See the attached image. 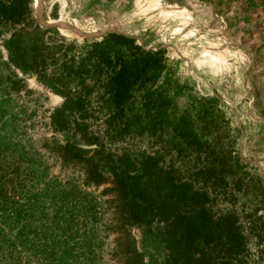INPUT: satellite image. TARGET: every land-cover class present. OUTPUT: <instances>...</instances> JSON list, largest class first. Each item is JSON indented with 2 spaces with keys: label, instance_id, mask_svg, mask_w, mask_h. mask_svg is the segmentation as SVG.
I'll return each instance as SVG.
<instances>
[{
  "label": "trees",
  "instance_id": "trees-1",
  "mask_svg": "<svg viewBox=\"0 0 264 264\" xmlns=\"http://www.w3.org/2000/svg\"><path fill=\"white\" fill-rule=\"evenodd\" d=\"M0 20L20 26L12 35V64L38 71L65 96L51 116L56 130L70 132L59 147L62 157L87 166L85 186L103 183L107 171L118 192L98 200L72 180L51 185L43 161L41 172L38 165L23 166L24 157L0 154V264H79L82 250L92 251L109 228L118 232L114 252L142 264L128 227L156 220L165 223L167 264H264V215L237 205L238 193H249L241 173L247 164L233 155L231 120L219 98H201L197 117L186 110L165 125L158 114L171 101L145 95L150 119L142 131L156 132L162 149L138 153L126 140L141 123L138 97L167 69L166 49L148 51L113 32L74 44L41 27L34 0L0 1ZM8 80L23 89L17 73ZM222 125L227 133L211 140ZM255 182L264 192V182Z\"/></svg>",
  "mask_w": 264,
  "mask_h": 264
},
{
  "label": "rangeland",
  "instance_id": "rangeland-1",
  "mask_svg": "<svg viewBox=\"0 0 264 264\" xmlns=\"http://www.w3.org/2000/svg\"><path fill=\"white\" fill-rule=\"evenodd\" d=\"M44 1L50 22L61 20L91 32L117 26L128 34L142 37L145 45L153 48L151 51H157L154 48L157 46L174 45L162 48L167 50L169 58L167 69L160 73L148 93L138 97L135 113L140 116L141 123L137 126V134L126 140L135 145L138 153L162 149L154 142L156 132L151 136L147 130L142 131L150 119L145 95L163 94L171 101L158 114L165 125L174 123L186 110L197 117L196 109L201 106V98H219L231 120L232 139L236 142L233 155H239L247 164L241 173L249 193H238L237 205L239 208L242 205L255 207L264 215V192L259 190L260 183L255 182L259 179L264 182L260 167L242 159H257L264 170V0ZM19 28L0 20V154L24 157L23 166L38 165L41 172L45 165L48 172L45 182L51 185L72 180L98 200L106 199L108 195L116 197L118 192L109 172H104L105 180L100 185L91 183L85 186L87 166L62 157L59 147L68 141L70 132L56 130L51 116L63 106L65 96L54 90L38 71H24L12 64L10 45L12 35ZM47 30L56 31L67 41L78 45L86 40H101L108 34L99 39H88L66 35L58 28ZM15 73L23 78V89L15 90L8 80ZM237 115L240 116L241 127ZM197 126H201L198 121ZM223 133H227L224 125L208 137L212 140ZM173 155L175 158V151ZM113 209L111 206L107 214L109 218L114 217ZM112 221L116 223V220ZM108 224L109 220L104 227ZM109 229L99 233L92 251L89 248L82 250L85 254L77 259L79 264H85L82 262L84 256L89 259L86 264H128L125 254L114 252L118 232L115 234ZM128 231L142 257V264H167L169 250L163 221L132 225ZM124 243L123 238L121 247ZM252 252H256L254 248ZM96 257L99 258L94 263L92 260Z\"/></svg>",
  "mask_w": 264,
  "mask_h": 264
},
{
  "label": "water",
  "instance_id": "water-1",
  "mask_svg": "<svg viewBox=\"0 0 264 264\" xmlns=\"http://www.w3.org/2000/svg\"><path fill=\"white\" fill-rule=\"evenodd\" d=\"M34 1H35L36 15H37L38 21H39L40 25L46 29L58 28V29L77 30L80 33H82L84 38H88V39H99V38L104 37L107 33L113 32V33H117V34H122V35L127 36V37L136 38L137 40L140 41V43L142 44V47L145 50L151 51L153 49V48H150V47L145 45L144 39L142 37L128 34L124 31L120 30L117 26H108V27H105L104 29H102L100 31H92L91 32V31H85V30L79 28L78 26H76L75 24L65 22V21L50 22L49 19L46 17V13H45V1L44 0H34ZM169 46L174 47V45L165 44V45L157 46L154 48L159 50V49L169 47ZM179 54L182 55L180 52H179ZM214 94L217 95L215 92H214ZM231 107H232L233 111H236L234 106L231 105ZM237 118H238V123L241 127L242 123H241L240 116L237 115ZM240 145H241V141H240ZM241 153L243 156V152H241ZM242 159L244 161L257 163L260 167L261 176L264 179V170H263L262 165H261L259 160H257V159L248 160V159H245L244 157H242Z\"/></svg>",
  "mask_w": 264,
  "mask_h": 264
},
{
  "label": "bare ground",
  "instance_id": "bare-ground-1",
  "mask_svg": "<svg viewBox=\"0 0 264 264\" xmlns=\"http://www.w3.org/2000/svg\"><path fill=\"white\" fill-rule=\"evenodd\" d=\"M59 21H61V20H59ZM61 31L63 33H65L66 35H69V36L75 35V36H81V37H83L82 33H80L79 31H74L73 33L70 32V31H68L67 29H62Z\"/></svg>",
  "mask_w": 264,
  "mask_h": 264
}]
</instances>
